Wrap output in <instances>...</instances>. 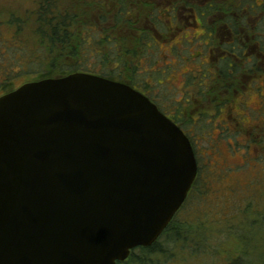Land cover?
<instances>
[{"label": "water", "instance_id": "1", "mask_svg": "<svg viewBox=\"0 0 264 264\" xmlns=\"http://www.w3.org/2000/svg\"><path fill=\"white\" fill-rule=\"evenodd\" d=\"M198 175L188 136L102 76L0 96V264H120L155 244Z\"/></svg>", "mask_w": 264, "mask_h": 264}, {"label": "trees", "instance_id": "2", "mask_svg": "<svg viewBox=\"0 0 264 264\" xmlns=\"http://www.w3.org/2000/svg\"><path fill=\"white\" fill-rule=\"evenodd\" d=\"M35 5L33 10H28L27 14L28 18L33 21L32 25L28 26L32 27V29L26 28L25 30L24 26H26L28 22L24 23L25 21H22V17L20 16L17 17L12 14L7 20V31L11 33L8 37L11 38V43H7L8 45L0 47V53L4 55L9 49H18L20 50V54L15 60L17 61L19 59L18 63L13 62L12 66L7 67L0 66V82L2 76L3 83L8 84L14 79V75L29 77L26 76L28 73L37 74L38 77L32 79V81L62 77L77 72L93 75H115L116 72L112 71L110 66L113 65V61L116 59L119 61L121 67L127 71L135 67L133 61L140 54H138V52H128L129 40L121 35L119 37L117 36L119 27L125 30V28L131 26V23L126 19L118 16V20L114 23L115 26H112L113 24H110L108 18L102 16L100 23H98L90 14L91 12L85 13L84 11L85 7L94 10V4H87L84 0H36ZM2 23L3 22L0 21V32L4 26ZM26 31H31L33 35H26ZM112 36H116L114 40ZM109 40L116 43L117 45H113L116 47H112L111 49ZM142 40L144 41V39H136L135 42H142ZM255 41L261 42V47L264 49V38H256L254 42ZM96 47L101 48V53L98 55H89L88 53H90V51L94 52ZM26 52H34L36 56L45 58L43 63L47 65V68L41 72L35 69L33 72L27 71L26 64L22 61V59L25 60L22 53ZM92 56L96 57L97 60H101L99 63L100 67H97V65L92 62L90 59ZM7 60L8 57L6 61ZM190 60L192 61V58H190ZM196 62L198 61L193 60L192 63L197 64ZM58 66L60 67L58 68ZM196 66L198 68L195 70L192 77L187 72H184V74L181 73V76L183 75L185 77V84L187 83L185 87H187L186 90H188V92L184 91L181 100L172 103V105L178 107L176 116L174 117L175 122L180 126L192 143L198 162L197 178L186 202L160 239L151 247H140L133 250L129 258L120 264H154L156 260L159 262L161 261L163 264H172L184 254L191 257L201 256L195 251L194 244L197 243V238L190 235L191 231L189 230V224H185V222H182L179 218L180 213L187 207L193 196H197L199 193L205 195L208 192V187H210V174L207 176L206 180H204L196 153L197 142L191 135L192 132L196 133L198 129L196 123L200 118L211 117L217 120L222 115L227 116V120H221L222 123L217 124L216 121L212 123V129H216L218 126L217 129L225 134L224 139H220V142L217 141L216 137L210 135L213 141L211 142L212 146L215 148L214 153H216L218 146L223 141L226 142L230 149L228 143L229 139H237L236 136L240 134H243L245 137L248 151L254 147L264 150L263 117L260 122L251 121V123L247 125H241L229 122L228 114H226L227 109L233 108L234 104L237 102L238 99L236 100L235 97L237 93L242 95L240 109L243 110L245 108V99L248 97L250 89L255 85V80H252L251 85H247L246 83L248 80L244 81V78L240 77V70L238 67H234V69L228 71V65L220 66L218 70H212L211 68H204L201 70L198 65ZM12 72L14 75L11 74ZM140 73L143 72L140 71ZM157 75L161 76V74L157 73L155 75L153 74V78ZM150 84V89L152 87L157 90L158 87H164L166 89L164 85L159 86L155 82ZM142 85L143 87L144 85L147 86L144 80ZM256 85L258 87L256 92L258 94L263 93L264 96V85L262 84L263 91L259 90L261 88L259 82H257ZM172 87V89L168 90L173 93L175 92V87ZM211 87H213V89H211ZM10 91L12 90L6 91L5 93ZM190 94L191 96H189ZM208 96H211L210 102H207L209 99ZM174 98L176 97L173 95L172 99ZM156 104L161 108L157 101ZM241 104H243L244 107H242ZM182 109L186 110L188 113L187 116L181 113ZM232 111L234 112L235 110L233 109ZM192 112H194V115ZM262 116H264V112ZM195 126L196 129H193ZM190 127L192 128L191 133L189 131ZM212 131L214 132V130ZM206 138L207 137L202 136V139L206 140ZM240 140H243V138L241 137ZM261 157L262 156L258 155L254 158L261 163ZM203 185L206 186L204 187ZM239 237L237 236L236 240L242 238V236ZM235 252L236 254L234 257L233 255H229L226 258L230 261L221 264H247L248 260L243 258L244 255L247 254L246 252H249V249L242 246L237 248Z\"/></svg>", "mask_w": 264, "mask_h": 264}, {"label": "rangeland", "instance_id": "3", "mask_svg": "<svg viewBox=\"0 0 264 264\" xmlns=\"http://www.w3.org/2000/svg\"><path fill=\"white\" fill-rule=\"evenodd\" d=\"M35 4L36 0H0V21L4 24L3 32H0V47L11 43V38L8 37L11 33L7 31V20L10 15L22 17L24 23L28 22L24 26L25 30L26 28L32 29L28 26H31L33 21L28 18L27 14L29 9H34ZM27 34L33 35L31 31H26ZM197 44L196 40H186L180 50L182 52L180 59L177 57L175 62L169 64H163L165 59L168 62L173 61V58L168 56L169 51H166L167 45L162 46V49L153 55L147 53L142 55L144 67L141 72L144 73L145 69H160L163 85L167 88L158 87L160 101L163 104L171 105L169 101H165L166 96H170L171 99L176 94L177 98H181L183 92H186L187 83L185 84V77L181 76V73L187 72L192 77L197 70L196 64L192 63L194 59L190 60L192 56L190 52L197 47ZM19 54L20 50L18 49H9L4 55L0 53V66L7 67L12 66L13 62L18 63L19 59L15 60ZM22 54L25 58L22 61L26 64L27 71L33 72L35 69L41 72L47 68V65L43 63L45 58L36 56L34 52ZM88 54L91 55V53ZM90 59L94 63L96 57ZM159 66L161 67L159 68ZM11 74L14 75L13 72ZM151 74L153 77V74L157 73L152 72ZM172 74L174 76L171 81ZM26 76L29 77L14 75V79L8 84L3 83L2 76L0 95L38 77L35 73H28ZM154 78L159 79L161 76L157 75ZM258 79L259 77L255 78V85L253 84L254 86L250 89L251 93L258 89L256 85ZM260 83L264 85L263 80ZM173 84L174 94L168 90L173 88ZM245 103L246 109L235 108L233 119L229 118V122L247 125L251 121L260 122L262 117L264 119L262 116L264 107L263 111L260 110L264 99L258 93H252L246 97ZM241 105L244 107L243 104ZM223 119L227 120V116L222 115L217 120L211 117L200 118L196 123L198 128L197 131L195 130L196 133L190 132L197 142L196 153L204 180L210 174V187L205 195L199 193L197 196H193L187 207L180 213L179 218L185 224H189L190 235L197 238V243L194 244L195 251L201 256L191 257L184 254L172 264H221L230 261L226 258L229 255L234 257L235 250L242 246L249 249L243 258L248 260L247 264H264V150L254 147L248 151L245 137L240 134L236 136L237 139H229L230 149L223 141L214 153L215 148L212 146L211 142L213 141L210 135L216 137L220 142V139H224L225 134L217 129L218 126L216 129H212V123L213 121H216L217 124L222 123ZM193 129H196V126ZM202 136L207 137L206 140L202 139ZM241 137L243 140H240ZM258 155L262 156L261 163L254 158ZM237 236H242V238L239 237L241 240H236ZM154 264L163 263L156 260Z\"/></svg>", "mask_w": 264, "mask_h": 264}, {"label": "flooded vegetation", "instance_id": "4", "mask_svg": "<svg viewBox=\"0 0 264 264\" xmlns=\"http://www.w3.org/2000/svg\"><path fill=\"white\" fill-rule=\"evenodd\" d=\"M84 2L94 4V10L85 7L84 11L91 12L98 23L102 16L107 17L112 26H115L118 16L129 21L131 26L125 30L119 27L117 36L121 35L129 40L128 52L140 54L133 61L135 67L132 70L123 69L116 59L110 66L112 71L116 72L115 75H96L130 85L159 108L157 101L162 108L159 110L174 122L178 107L172 103L180 101L183 96L177 98L175 94L174 99L166 96L168 99L164 98L165 101L171 104H167L168 106L160 101L158 90L154 87L150 89L152 82L159 86L163 85L162 75L161 78L154 79L151 74L159 73L160 69H145L146 75L140 73L144 67L142 55L145 53L153 55L162 49V46L167 45L166 51H169L168 56L172 57L173 61L168 62L165 59L163 64L173 63L177 57L180 59L182 54L180 50L186 40H196L198 44L190 52L192 55L190 58L198 61L196 65L201 70L204 68L218 70L220 66L228 65L227 70L230 71L238 67L240 77L244 78V81L248 80L247 85H251L256 77H259V83L261 80L264 83V49L261 47V42H254L256 38H264V0H84ZM112 37L114 40L116 36ZM136 39H144V41L135 42ZM109 43L111 49L116 47L113 45H117L111 40ZM90 53L98 55L101 53V48L96 47L95 51ZM100 61L95 59L94 64L100 67ZM143 80L147 86L143 87ZM259 86H261L259 90L263 91L261 83ZM252 93H248V96ZM241 96L235 94L238 100L233 108L227 109L228 118H233V109L240 110ZM259 96L264 98L263 93ZM208 97L207 102H210L211 96ZM181 113L185 116L188 114L184 109ZM192 114L194 115V112ZM191 130L190 127L189 131Z\"/></svg>", "mask_w": 264, "mask_h": 264}]
</instances>
